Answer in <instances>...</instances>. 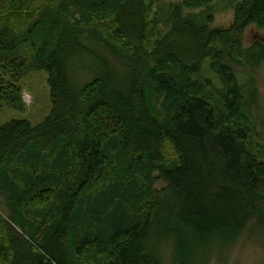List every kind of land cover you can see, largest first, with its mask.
Segmentation results:
<instances>
[{
	"label": "trees",
	"instance_id": "obj_1",
	"mask_svg": "<svg viewBox=\"0 0 264 264\" xmlns=\"http://www.w3.org/2000/svg\"><path fill=\"white\" fill-rule=\"evenodd\" d=\"M217 1L181 0L163 36L158 0H0V109L25 110L31 71L52 103L0 126V264H205L264 232V146L233 68L264 61L243 45L264 0L229 30L183 17ZM75 46L99 52L86 81Z\"/></svg>",
	"mask_w": 264,
	"mask_h": 264
},
{
	"label": "rangeland",
	"instance_id": "obj_2",
	"mask_svg": "<svg viewBox=\"0 0 264 264\" xmlns=\"http://www.w3.org/2000/svg\"><path fill=\"white\" fill-rule=\"evenodd\" d=\"M243 0H218L208 8L190 11L183 9V17L197 25L209 24L212 30H229L234 23L235 7ZM181 0H158L154 18L165 36L172 29V12L175 7H181ZM254 41L264 42V32L256 26H250L244 33L243 45L249 47ZM70 50L68 58L71 72L78 79V73L85 75L84 81L89 79L93 64L99 52L81 53ZM96 54V55H95ZM101 55H99L100 57ZM99 63L103 65V60ZM236 70L239 81L244 89L245 108L258 130V139L264 146V61L256 70L247 65H239ZM80 73V74H81ZM203 74L206 78L217 81L211 69L205 65ZM49 75L45 71H31L21 82L22 98L26 104L23 112L8 108L0 109V126L12 120H28L32 124L42 121L49 113L52 103L50 98ZM81 82V81H80ZM164 186L163 182L156 183V189ZM0 213L7 216L8 212L2 196H0ZM205 264H264V232L255 230L248 233L239 242L223 249H215L205 256Z\"/></svg>",
	"mask_w": 264,
	"mask_h": 264
},
{
	"label": "bare ground",
	"instance_id": "obj_3",
	"mask_svg": "<svg viewBox=\"0 0 264 264\" xmlns=\"http://www.w3.org/2000/svg\"><path fill=\"white\" fill-rule=\"evenodd\" d=\"M27 227V226H26Z\"/></svg>",
	"mask_w": 264,
	"mask_h": 264
}]
</instances>
